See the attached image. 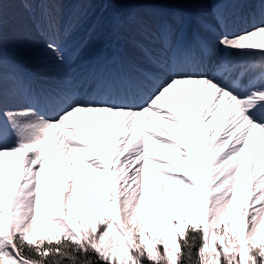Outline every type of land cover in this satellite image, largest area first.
<instances>
[{"label": "snow or ice", "instance_id": "6c2138e0", "mask_svg": "<svg viewBox=\"0 0 264 264\" xmlns=\"http://www.w3.org/2000/svg\"><path fill=\"white\" fill-rule=\"evenodd\" d=\"M100 4L116 43L74 71ZM10 39L43 41L55 86ZM0 264H264V0H0Z\"/></svg>", "mask_w": 264, "mask_h": 264}, {"label": "rangeland", "instance_id": "374dc122", "mask_svg": "<svg viewBox=\"0 0 264 264\" xmlns=\"http://www.w3.org/2000/svg\"><path fill=\"white\" fill-rule=\"evenodd\" d=\"M6 7V14L9 17H11L12 14L15 15V10L17 11L19 8L18 5L14 4L6 5ZM121 11L122 10L119 9L106 7L103 4L94 6L88 24L72 38L65 50V54L69 57H73L75 60L72 65L74 71L78 72L89 67L101 55L112 53V46L116 43L113 22ZM195 14L196 12L193 13V15ZM97 25H99L102 39L95 45L86 46V42L88 41L86 37L90 35V31ZM195 27L194 24L193 29H195ZM202 35H206V33H202ZM33 46L37 47L39 51L38 55L28 56L24 46L10 39L6 47V52L10 57L15 58L16 55L20 56L17 62L20 64L26 76L33 79L38 84L55 86L54 82L60 70L52 61L51 54L44 51L45 48L42 40L33 44ZM21 53H25L26 56H21Z\"/></svg>", "mask_w": 264, "mask_h": 264}, {"label": "bare ground", "instance_id": "6f19581e", "mask_svg": "<svg viewBox=\"0 0 264 264\" xmlns=\"http://www.w3.org/2000/svg\"><path fill=\"white\" fill-rule=\"evenodd\" d=\"M14 7V6H13ZM7 8V7H6ZM15 9H16V7H15ZM14 9V10H15ZM22 11V9L20 8V6H19V8L17 9V11L15 10V15L17 14V13H19V12H21ZM12 16H14L13 14H12ZM86 38H88V41L86 42V46L87 45H95L96 43H99V41L102 39V36H101V33H100V31H99V25H97L94 29H92V31H90V35L89 36H87ZM85 40V39H84ZM211 44V43H210ZM24 48H25V52H26V54L28 53V56H30V55H38V50H37V47H35V46H33V45H27V46H24ZM45 52H47L46 51V49L44 50ZM24 55V56H23ZM21 56H23V57H25L26 55H25V53H21ZM20 56H18V55H16L15 56V59L16 60H18V58H19ZM25 73V72H24ZM27 73V72H26ZM13 107H19V108H23L24 107V105H13Z\"/></svg>", "mask_w": 264, "mask_h": 264}, {"label": "trees", "instance_id": "16d2710c", "mask_svg": "<svg viewBox=\"0 0 264 264\" xmlns=\"http://www.w3.org/2000/svg\"><path fill=\"white\" fill-rule=\"evenodd\" d=\"M92 259L94 260L95 258H94V257H92Z\"/></svg>", "mask_w": 264, "mask_h": 264}]
</instances>
